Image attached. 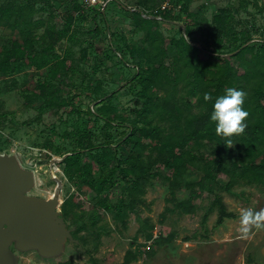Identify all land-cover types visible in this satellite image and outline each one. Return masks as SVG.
Returning <instances> with one entry per match:
<instances>
[{"label":"rangeland","instance_id":"1","mask_svg":"<svg viewBox=\"0 0 264 264\" xmlns=\"http://www.w3.org/2000/svg\"><path fill=\"white\" fill-rule=\"evenodd\" d=\"M9 1L0 0V8ZM64 1L58 4L53 0H34L27 18H0V53L27 36L33 38L34 48L39 50L47 45L48 34L64 31L53 44V52L65 58L66 63L57 67L53 76H50L52 66L37 70L23 61L10 65V71L0 72V153L13 155L20 167L34 173V184L26 191L27 195L41 199L58 196L57 214L70 231V240L65 239L59 252L48 258L39 256L35 249L19 251L12 242L9 250L17 257V264H92L93 260L95 264H118L127 250L138 255L137 261L131 264H264V230L254 229L247 238H241L239 231L241 209L264 208V193L256 185H234L225 190L223 179L217 181L216 191L223 198L226 210L234 214L233 218L222 219L220 224L216 223V210L210 206V197L205 193L195 201L197 208L193 216H183L175 210L165 170L163 177L145 188L142 198L149 205H138L124 215L125 230L113 218V211L87 210L90 201L84 205V216L79 220L70 213L66 217L61 214L60 206L76 190L62 171L61 159L76 148L78 133L89 134L94 143L112 140L124 158L128 153V147L120 141L126 133L124 126L134 119L132 111L140 108L145 100L142 85L134 78V63L139 60V50L147 51L149 44L145 31L133 25L132 16L116 1L129 10L144 9L153 13L159 12L164 0H110L102 17L94 13L95 6L87 7L80 0ZM14 2L25 4L24 0ZM220 8L230 11L237 33L248 32L247 43L255 47L252 52L264 60L260 46L264 43V0H171L164 19L155 20L152 27L165 40L161 64L168 68L169 63L176 66V88L180 93L184 78L189 79L194 64L202 63V80L215 81L222 63L207 62L204 51L223 57L231 49V43L216 46L209 37L213 32L212 19ZM188 20L190 33L184 37L183 25ZM179 37L196 46L198 58L191 51L179 52L170 45L169 39ZM129 49H133L132 53ZM245 58L249 60L251 54ZM243 62L232 60L230 63L242 71ZM162 79L161 73H156L154 92L161 96L164 92L160 90V83L155 82ZM44 81L47 88L40 95L33 94L36 85ZM229 82L242 86L236 78ZM254 82L255 79L249 83L252 86ZM152 88L151 85L150 91ZM100 100L111 105L115 116L105 127L94 115ZM201 148V142H192L189 149ZM115 164L112 158L103 171L108 173ZM200 176L201 173L188 168L183 180L191 182ZM121 185L115 183L110 187L109 200L114 201L120 194ZM175 197L184 199L185 191L176 190ZM85 199L84 195H78L74 201ZM162 214L164 219L159 223ZM143 219L155 228L153 238L157 234L172 233L170 243L148 248L149 242L143 243L140 234Z\"/></svg>","mask_w":264,"mask_h":264},{"label":"trees","instance_id":"2","mask_svg":"<svg viewBox=\"0 0 264 264\" xmlns=\"http://www.w3.org/2000/svg\"><path fill=\"white\" fill-rule=\"evenodd\" d=\"M53 1L58 4L65 2ZM24 2L23 5H16L14 0L9 1L7 6L0 8V18H27L32 11L34 0ZM116 3L132 16L136 28L145 31L149 44L147 51L139 50V60L134 63V78L141 83V94L145 96V100L140 108L132 111L135 114L134 119L124 126L126 133L120 139L128 147L124 158L120 157L116 150L117 145L112 140L94 143L89 134L78 133L75 139L76 148L61 159L62 171L76 189L60 206L61 214L66 217L70 213L79 220L84 216V205L90 201L87 210L113 211V218L118 220L120 228L125 230L124 215L138 205H149L142 198L145 188L152 181L163 177L165 170L164 177L168 180L172 207L181 215L193 216L197 208L195 201L205 193L210 197V206L216 210L217 224L224 218H233L234 214L226 210L223 198L216 191L219 189L218 180L223 179L222 188L225 190L234 185H256L264 193V60L252 52L255 47L247 43L250 40L248 32L237 33L230 11L220 8L212 19L213 32L209 37L211 43L216 46L231 43V49L225 51L223 54L226 55L223 57L204 51L207 62L222 63L215 81L208 83L202 80V63L194 64L189 79L184 78L183 92L180 93L176 88V66L169 63L168 68L161 64V58L165 55V40L153 31L155 14H159L163 20L167 11L147 13L144 9L129 10L123 7L122 3ZM103 11L96 9L94 13L102 17ZM189 22L191 21L188 20V23L183 25L184 37L189 36ZM63 34L62 30L48 34L47 45L39 50L34 48L33 38L29 36L23 37L18 44L12 43L9 50L0 53V72L10 71V65L23 61L37 70L47 65L52 66L50 76H53L56 68L66 63L65 58L53 52V44ZM169 43L179 52L191 51L192 56L198 58L196 46L187 43L183 37L169 39ZM260 46L264 50V43ZM132 51L133 49H129L130 53ZM248 54H251V58L246 60ZM157 58L160 59L159 63L156 62ZM232 60L244 61L240 64L242 71L233 67L230 63ZM156 73H161L163 77L161 82H155L160 83V90L164 92L162 96L154 92ZM233 78L240 80L242 86L231 85L229 81ZM254 79L255 82L251 86L249 82ZM46 88V81L39 83L33 94L40 95L38 93ZM227 88L247 92L243 107L249 113L244 133L230 137L234 144L231 148H227L229 145L225 138L215 133V123L210 121L215 98L225 94ZM177 93L179 95H176ZM205 93L211 94V101H204ZM96 106L95 119L102 121L104 127L108 126L112 119H115L111 105L105 100H100ZM192 142H201L202 148L190 150ZM112 158L116 164L106 173L103 168ZM188 168L198 171L201 176L197 180L184 182L183 176ZM115 183L122 185L120 194L112 201L108 198V190ZM179 189L185 191L184 199L175 197V192ZM78 195H84L85 201L75 203L74 198ZM163 219L162 214L159 223ZM140 228L143 243L149 242L148 248L163 247L173 238L172 233L165 236L157 234L153 238L155 228L146 219H143ZM122 257L118 264H131L138 259V255L129 250L125 251ZM91 263L95 264V260Z\"/></svg>","mask_w":264,"mask_h":264},{"label":"water","instance_id":"3","mask_svg":"<svg viewBox=\"0 0 264 264\" xmlns=\"http://www.w3.org/2000/svg\"><path fill=\"white\" fill-rule=\"evenodd\" d=\"M34 177L13 155L0 153V264L18 263L9 250L12 242L19 251L35 249L48 258L59 252L65 239L70 240V231L56 211L60 202L26 194Z\"/></svg>","mask_w":264,"mask_h":264},{"label":"clouds","instance_id":"4","mask_svg":"<svg viewBox=\"0 0 264 264\" xmlns=\"http://www.w3.org/2000/svg\"><path fill=\"white\" fill-rule=\"evenodd\" d=\"M246 93L242 90L227 88L225 94L217 96L213 104L210 121L215 123V133L227 140L231 148L233 135H241L247 128L245 123L249 113L244 109ZM204 101H211L212 96L205 93ZM264 230V208L253 210L241 209L239 215V231L241 238H247L253 230Z\"/></svg>","mask_w":264,"mask_h":264},{"label":"built area","instance_id":"5","mask_svg":"<svg viewBox=\"0 0 264 264\" xmlns=\"http://www.w3.org/2000/svg\"><path fill=\"white\" fill-rule=\"evenodd\" d=\"M74 1V0H72ZM83 5L89 6H95L97 10L103 11L105 6H107L110 2V0H80ZM171 4V0H164L163 3L159 7V12L163 11L165 9L169 8V5ZM155 20L160 21L161 18L154 17ZM55 171H58V169H55Z\"/></svg>","mask_w":264,"mask_h":264},{"label":"bare ground","instance_id":"6","mask_svg":"<svg viewBox=\"0 0 264 264\" xmlns=\"http://www.w3.org/2000/svg\"><path fill=\"white\" fill-rule=\"evenodd\" d=\"M55 161L56 160H53L52 162H54L55 163ZM57 191V190H56ZM58 192V191H57ZM53 197H55L56 199H57V201H59V199H58V196L56 195V196H53ZM51 198V197H50ZM49 198H46L45 200H48Z\"/></svg>","mask_w":264,"mask_h":264}]
</instances>
